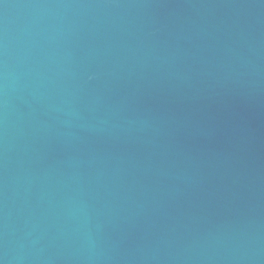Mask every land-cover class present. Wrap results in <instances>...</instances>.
<instances>
[{"label": "water", "instance_id": "95a60500", "mask_svg": "<svg viewBox=\"0 0 264 264\" xmlns=\"http://www.w3.org/2000/svg\"><path fill=\"white\" fill-rule=\"evenodd\" d=\"M0 264H264V0H0Z\"/></svg>", "mask_w": 264, "mask_h": 264}]
</instances>
